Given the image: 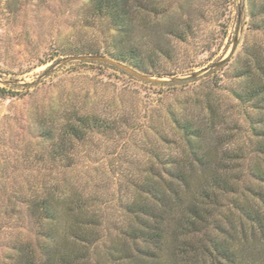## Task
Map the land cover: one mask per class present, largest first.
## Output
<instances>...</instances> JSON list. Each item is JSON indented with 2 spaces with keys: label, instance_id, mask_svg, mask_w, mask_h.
<instances>
[{
  "label": "rangeland",
  "instance_id": "1",
  "mask_svg": "<svg viewBox=\"0 0 264 264\" xmlns=\"http://www.w3.org/2000/svg\"><path fill=\"white\" fill-rule=\"evenodd\" d=\"M90 7L89 0H0V261L9 240L32 238L20 202L45 185L83 196L99 216L97 250L107 248L137 184L178 155L179 124L186 121L215 126L224 134L223 151L242 148L234 165L250 181L259 118L232 94L253 54L264 55V0H136L135 7L159 13L149 17L150 35L135 34L140 66L120 63L164 85L104 63L69 60L114 55L113 31ZM170 26L185 29L183 38ZM237 31L225 64L172 81L227 57ZM222 201L225 211L229 201Z\"/></svg>",
  "mask_w": 264,
  "mask_h": 264
},
{
  "label": "trees",
  "instance_id": "2",
  "mask_svg": "<svg viewBox=\"0 0 264 264\" xmlns=\"http://www.w3.org/2000/svg\"><path fill=\"white\" fill-rule=\"evenodd\" d=\"M89 2L113 31L111 58L139 67L133 55L142 42L135 34L150 35L149 17L159 11L135 7L136 0ZM260 14L264 27V7ZM168 30L178 38L185 32L176 26ZM239 79L233 98L259 118V127H252L255 160L248 168V183L234 165L242 148L232 154L223 151L224 134L215 126L186 121L179 124L178 155L170 157L169 167L153 170L137 184L123 205L124 224L115 228L119 231L108 238L107 248L97 250L99 216L83 196L45 185L20 202L32 238L9 240L0 264H264V55L255 52ZM224 199L229 201L225 211Z\"/></svg>",
  "mask_w": 264,
  "mask_h": 264
},
{
  "label": "water",
  "instance_id": "3",
  "mask_svg": "<svg viewBox=\"0 0 264 264\" xmlns=\"http://www.w3.org/2000/svg\"><path fill=\"white\" fill-rule=\"evenodd\" d=\"M241 15H242V6H240V9L238 12V24L240 23ZM238 33H239V31L236 32L232 47H231L230 52L227 55V57H225L224 59H222L221 61H219L217 63L212 64L209 68H207L205 70L195 72V73H193L190 76L185 77V78L172 79V81L178 82V81H184V80H191V79H194V78L200 76L201 74H203L205 72H210L213 69L218 68V67L222 66L223 64H225L230 59V57L232 56V54L234 53V51L236 49V46L238 44ZM69 60L70 61L71 60H79V61H87V62L104 63V64H107L111 67H114L115 69H118L119 71H122V72L130 75L131 77H133L139 81H143L146 83H165L166 82L165 80H162V79H156V78H152V77H149L147 75H144V74L134 70L133 68H131V67H129L123 63H120L118 61H115V60H112L110 58L103 57V56L74 57V58H71Z\"/></svg>",
  "mask_w": 264,
  "mask_h": 264
}]
</instances>
